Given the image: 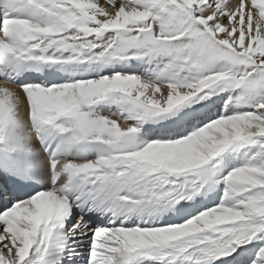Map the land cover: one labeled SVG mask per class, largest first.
I'll list each match as a JSON object with an SVG mask.
<instances>
[{"label": "snow or ice", "instance_id": "6c2138e0", "mask_svg": "<svg viewBox=\"0 0 264 264\" xmlns=\"http://www.w3.org/2000/svg\"><path fill=\"white\" fill-rule=\"evenodd\" d=\"M0 264H264V0H0Z\"/></svg>", "mask_w": 264, "mask_h": 264}]
</instances>
